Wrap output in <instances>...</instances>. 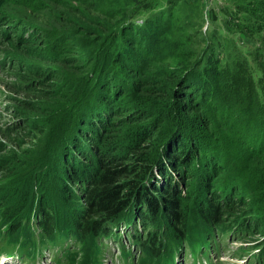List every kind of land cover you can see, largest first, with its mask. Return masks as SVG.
<instances>
[{"label":"trees","instance_id":"1","mask_svg":"<svg viewBox=\"0 0 264 264\" xmlns=\"http://www.w3.org/2000/svg\"><path fill=\"white\" fill-rule=\"evenodd\" d=\"M187 1L197 5V0ZM239 3L233 8L221 4L210 14L226 34L241 42L234 38L215 52L206 36L209 42L185 71L177 68L165 73L173 85L152 87L148 81L132 85V90L142 86L138 94L152 101L142 111L148 113L154 104L162 119L142 122L121 134L118 113L123 110L117 102L128 92L120 100L114 92L129 88L126 70L133 71L145 60L149 63L160 53L151 46L169 44L170 24L160 30L159 16H153L142 24L124 22L101 39L92 61L100 91L96 96L80 93L73 101L79 118L70 126L68 140L50 143L51 159L46 155L49 147L36 158L26 152L17 157L8 152L7 142L0 141V220L10 226L12 239L30 240L27 228L35 218L42 229V243L75 235L88 261L97 237L127 224L136 231L135 240L145 254L143 264H173L176 250L186 244L202 246L217 231L234 230L245 238L260 233V228L264 237V0ZM3 10L5 0H0V13ZM5 12L4 18L0 15V31L14 33L21 21ZM168 18L165 23L172 21ZM139 28L146 33L138 32ZM31 30L35 29L28 27L26 40L33 36ZM215 34L214 29L211 35ZM1 42L15 49L14 40L4 34H0ZM7 55L13 56L0 49V73L14 66ZM49 73L45 78L57 75ZM134 75L140 76L138 69ZM138 116L130 118L139 121L142 116ZM34 117L37 121L33 116L23 120L15 135L27 134L28 129L29 135L31 130L42 135L49 120ZM112 132H117L116 138H111ZM77 134L92 143L95 156L73 137ZM25 171L28 174L22 175ZM28 246L35 250L36 243L21 244V248Z\"/></svg>","mask_w":264,"mask_h":264},{"label":"rangeland","instance_id":"2","mask_svg":"<svg viewBox=\"0 0 264 264\" xmlns=\"http://www.w3.org/2000/svg\"><path fill=\"white\" fill-rule=\"evenodd\" d=\"M236 1L245 5L243 0H197V5L187 0H178L176 4H171L170 0H5V11H8V15H15L17 21L21 22L17 23L14 33L5 28L0 31V34L8 36L15 42L13 43L14 50L9 45L0 43V49L13 54V56L7 55L8 60L14 61L13 67H6L0 73V141L7 142L8 152L10 154L15 152L17 157L26 152L29 156L36 158L39 157V153H43L44 147H49L46 148V155L51 159L49 157L52 151L50 143L53 140H56V143L63 139L68 140L66 134L70 133V126L79 118L73 101L79 97L80 93L82 95L84 92H89L90 96L92 94L96 96L100 91L102 84L99 83L100 80L96 82L99 77L96 73L98 69L93 71L92 61L93 57L97 56V50L103 42L101 39L115 29L121 28L124 22L142 24V20L153 16H159L156 24L160 30L162 26L169 28L170 24L166 33L169 44L165 47L168 50L162 44L161 48L159 45L151 46V50L160 51L154 55L155 59L149 63L146 60L142 61L133 71H125L129 84L126 83V86H129L126 91L118 88L114 90L112 84L111 91L114 90L118 100L128 92L127 97L117 102L123 110L118 113L120 120L118 127L121 134L129 132L132 127L137 126L138 128L142 122L151 124L155 119H162L161 110L154 104H151L148 113L142 111L143 107L152 101L145 94L139 95V90L141 91V87L147 84V81L152 87H159L161 84L173 85V83H168L165 73L177 68L185 71L183 69L188 63L194 60L195 56L198 58L201 55V48L208 41L204 39L206 36L211 40L210 48L215 49V52L221 49L220 44L234 42V38L235 41L241 42L239 37L226 34L221 22L215 24L210 14L213 8L217 10L221 4L233 8ZM148 4L153 7L147 9L145 6ZM5 11L0 13V15L3 14V18L6 15ZM166 18L172 21L165 23ZM219 18V20L223 19ZM160 19L161 24H159ZM30 26L35 30L30 31L33 36L26 40ZM214 29L216 34L211 35ZM160 30L157 28V31ZM138 32L144 34L146 30L139 28ZM179 36L185 37L177 41ZM104 42L113 48L111 41L105 38ZM117 43L116 41L115 44ZM83 62H85L84 65ZM169 66L172 67L169 68ZM137 69L140 76L135 77L134 71ZM46 73H49V76L54 73L57 75L45 78ZM109 75H112V70ZM88 77H90L89 80ZM135 83L142 84V86L132 90V85ZM135 108L137 113H134ZM132 114L142 116V119L134 121L130 118ZM28 115L33 116V120L36 121L37 118L34 116L49 120V126L42 135L32 130L29 135V129L27 134L24 132L21 135L18 132L15 135L19 125L24 123L23 120L28 121ZM54 123H56V126L54 125L56 128L53 126ZM52 126L55 131L51 129ZM73 137L78 138L84 148L90 150L95 156L90 149L92 143L85 140L82 134L81 136L73 135ZM116 137L117 132H112L111 138ZM155 138L154 135L153 142ZM27 141L31 143L23 149H18L17 146ZM99 156V158L103 157ZM52 159L54 160L55 157L52 156ZM121 161L124 162L125 159ZM59 164L63 165V162L59 161ZM28 172L25 171L22 175ZM2 179L0 178V181ZM3 224L4 221L1 220L0 228ZM261 231L262 229L259 228L260 233L255 235L252 234L245 238L236 237L233 242L224 240L222 242L224 252L222 264H238L236 262L238 259L250 264V260H253L252 255L259 254L260 244L264 242ZM121 234L126 235V230H121ZM108 245L112 251L107 255L105 264H121L118 261L115 242L110 241ZM238 253L245 257L237 258ZM50 256L48 255L42 264H51ZM0 264H9V261L0 258ZM11 264L21 263L13 260ZM179 264H194V261L189 256L187 260H181Z\"/></svg>","mask_w":264,"mask_h":264},{"label":"bare ground","instance_id":"3","mask_svg":"<svg viewBox=\"0 0 264 264\" xmlns=\"http://www.w3.org/2000/svg\"><path fill=\"white\" fill-rule=\"evenodd\" d=\"M203 249H205V247H203Z\"/></svg>","mask_w":264,"mask_h":264}]
</instances>
